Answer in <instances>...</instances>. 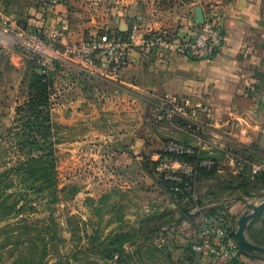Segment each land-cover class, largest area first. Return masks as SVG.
<instances>
[{"label":"crops","instance_id":"crops-1","mask_svg":"<svg viewBox=\"0 0 264 264\" xmlns=\"http://www.w3.org/2000/svg\"><path fill=\"white\" fill-rule=\"evenodd\" d=\"M113 3L114 12L108 18L99 7L96 16L90 15L87 6L95 9V3L86 0H56L55 4L50 0H0V35L15 25L21 29L40 27L45 36L64 29L63 43L67 44L87 40L108 28L119 32L133 29L137 44L149 32L173 30L192 36L208 16L222 28L223 42L216 55L204 60L166 52L147 55L134 47L118 79H95L100 117L120 125L104 132L105 139L122 140L114 168L133 171V176L129 175L133 207H141L133 212V222L139 220V224L113 229L114 233H129V237L104 243L105 253L88 262L264 264V257L242 252L234 261L225 262L213 256L198 257L191 250L199 239L203 219L225 218L236 232L246 204L264 201V195H255L264 186L250 173L254 165L264 163V0ZM57 69L72 87L96 84L74 70ZM1 70L3 89L9 79ZM167 99L184 101L197 110V117H166L161 106ZM172 140L197 149L202 161L214 166L211 171L197 173L189 198H173L152 172L162 143ZM245 237L264 247V211L248 223Z\"/></svg>","mask_w":264,"mask_h":264},{"label":"rangeland","instance_id":"rangeland-1","mask_svg":"<svg viewBox=\"0 0 264 264\" xmlns=\"http://www.w3.org/2000/svg\"><path fill=\"white\" fill-rule=\"evenodd\" d=\"M113 1L86 0L95 3L90 15L99 7L108 18ZM0 36V68L9 79L0 89V264H91L104 243L129 237L113 229L139 221L133 171L114 168L122 140L104 138L120 125L100 117L98 81L83 75L96 84L72 87L57 69L69 72V65L43 71L33 57L9 49L12 37ZM38 79L46 85L44 106L26 113Z\"/></svg>","mask_w":264,"mask_h":264},{"label":"built area","instance_id":"built-area-1","mask_svg":"<svg viewBox=\"0 0 264 264\" xmlns=\"http://www.w3.org/2000/svg\"><path fill=\"white\" fill-rule=\"evenodd\" d=\"M50 1L56 3V0ZM6 34L13 39L11 46L33 57L43 71H50L58 64H66L77 74L102 81L118 79L134 47L140 48L147 55L166 52L193 60H204L216 55L223 42L222 28L208 16L203 18L192 36H183L173 30L149 32L137 44L134 42L133 29L130 32H119L108 28L87 40L67 44L63 43L64 29L45 36L40 27L21 29L15 25ZM161 112L170 119L187 120L196 118L198 114L196 109L177 99L165 100ZM192 154L193 147L185 143L173 140L162 143L152 171L159 181L175 184L171 189L174 194L181 193L182 189H191L184 180L193 176V166L178 161L176 157ZM202 166L210 168L213 164L211 161H204ZM250 173L252 176L263 174L264 163L254 165ZM191 250L198 257L213 256L225 262H232L241 254L235 232L233 236L229 221L225 218L203 219L199 239Z\"/></svg>","mask_w":264,"mask_h":264},{"label":"trees","instance_id":"trees-1","mask_svg":"<svg viewBox=\"0 0 264 264\" xmlns=\"http://www.w3.org/2000/svg\"><path fill=\"white\" fill-rule=\"evenodd\" d=\"M31 89L35 90V94H33L31 99L24 104V107H26L25 112L38 114L39 108L41 106H44L43 102H44L45 98H43V95L45 93L46 85H45V83H43L42 81H40L38 79L35 82V84L31 85ZM39 95L41 96V98H39ZM21 110H24V108H21ZM176 159L180 162L187 163V164H190L193 166V170H194L193 176L189 179L184 180V181L189 183V186L191 187V189L189 191H184V189H182L181 193L174 194L171 191V189L175 186L174 183H172L170 181H165V180H160V182L165 186L166 190L172 195L173 198H175V199H179V198H183V197L189 198L190 196H192L191 194L194 191V182H195V177H196L197 173L201 170L211 171L214 166H212L210 168H206V167L202 166L203 161L200 157V153L195 148H193V154L192 155H189V156L188 155H181V156L176 157ZM255 177H258L260 179L262 185L264 186V173L259 174ZM179 188H182V186L179 185ZM233 236H234V231H233Z\"/></svg>","mask_w":264,"mask_h":264},{"label":"water","instance_id":"water-1","mask_svg":"<svg viewBox=\"0 0 264 264\" xmlns=\"http://www.w3.org/2000/svg\"><path fill=\"white\" fill-rule=\"evenodd\" d=\"M202 21L200 23H202ZM246 209L247 211L238 220L235 239L242 253L256 257H264V247L252 244L245 237V229L248 223L257 218L264 211V201L258 205L248 203L246 204Z\"/></svg>","mask_w":264,"mask_h":264}]
</instances>
